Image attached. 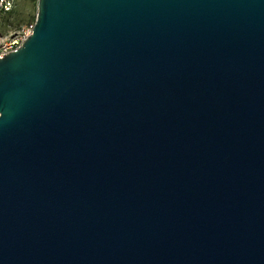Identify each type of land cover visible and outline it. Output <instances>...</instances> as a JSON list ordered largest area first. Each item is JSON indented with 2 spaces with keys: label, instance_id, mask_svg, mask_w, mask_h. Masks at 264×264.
<instances>
[{
  "label": "water",
  "instance_id": "1",
  "mask_svg": "<svg viewBox=\"0 0 264 264\" xmlns=\"http://www.w3.org/2000/svg\"><path fill=\"white\" fill-rule=\"evenodd\" d=\"M0 264H264V0H37Z\"/></svg>",
  "mask_w": 264,
  "mask_h": 264
},
{
  "label": "rangeland",
  "instance_id": "2",
  "mask_svg": "<svg viewBox=\"0 0 264 264\" xmlns=\"http://www.w3.org/2000/svg\"><path fill=\"white\" fill-rule=\"evenodd\" d=\"M12 1V9L0 15V41L7 39L35 19L37 0Z\"/></svg>",
  "mask_w": 264,
  "mask_h": 264
},
{
  "label": "built area",
  "instance_id": "3",
  "mask_svg": "<svg viewBox=\"0 0 264 264\" xmlns=\"http://www.w3.org/2000/svg\"><path fill=\"white\" fill-rule=\"evenodd\" d=\"M12 6V0H0V15L9 12ZM33 25L34 22H30L7 39L0 41V58L21 46L23 41L32 33Z\"/></svg>",
  "mask_w": 264,
  "mask_h": 264
}]
</instances>
